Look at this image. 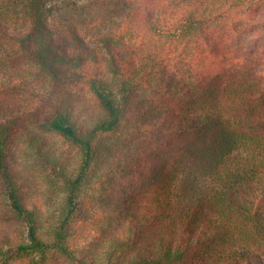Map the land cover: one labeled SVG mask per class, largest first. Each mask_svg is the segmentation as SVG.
Masks as SVG:
<instances>
[{"label":"trees","instance_id":"1","mask_svg":"<svg viewBox=\"0 0 264 264\" xmlns=\"http://www.w3.org/2000/svg\"><path fill=\"white\" fill-rule=\"evenodd\" d=\"M261 25L264 0H0V264H264Z\"/></svg>","mask_w":264,"mask_h":264},{"label":"rangeland","instance_id":"2","mask_svg":"<svg viewBox=\"0 0 264 264\" xmlns=\"http://www.w3.org/2000/svg\"><path fill=\"white\" fill-rule=\"evenodd\" d=\"M261 26H259L258 29H264V26H262V28ZM93 39L95 38H91L90 40ZM257 43L261 45L262 50L264 51V35L257 37ZM61 93L73 95L72 98L76 99L74 100L76 103L75 112L77 114L79 124L81 126L90 125L94 117L98 114L94 105H91L90 99L85 98L78 86L63 85L62 87H58L55 92V99ZM34 101L35 105H41L37 100ZM39 108L42 112L45 109L43 106H39ZM31 109H27V112H30ZM42 112L39 113V115H42ZM47 139L49 140L48 145H51L54 149H56L57 154L64 152V157H69V160H66L67 164L72 165L78 160V152L74 147L64 143L59 137L55 135H47ZM19 158V163L11 162V165L16 171V176L20 181V189L26 198V201L29 203L36 202L38 207H40L41 210H44L45 216L50 215V213H53L57 209V206L61 200V195L53 189V187L49 184L48 178L45 176L48 167H46L43 162H34V160L25 157V155H20ZM83 237L85 238H81V245L84 244L88 245L90 248H94L93 245L95 243L92 242L90 238L91 235L89 236L84 233Z\"/></svg>","mask_w":264,"mask_h":264}]
</instances>
